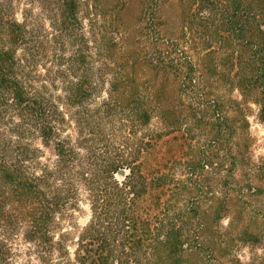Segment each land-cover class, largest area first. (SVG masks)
Returning a JSON list of instances; mask_svg holds the SVG:
<instances>
[{"label":"trees","instance_id":"trees-1","mask_svg":"<svg viewBox=\"0 0 264 264\" xmlns=\"http://www.w3.org/2000/svg\"><path fill=\"white\" fill-rule=\"evenodd\" d=\"M25 1L0 0V264L18 231L65 254L81 192L77 264H264V0Z\"/></svg>","mask_w":264,"mask_h":264},{"label":"rangeland","instance_id":"rangeland-1","mask_svg":"<svg viewBox=\"0 0 264 264\" xmlns=\"http://www.w3.org/2000/svg\"><path fill=\"white\" fill-rule=\"evenodd\" d=\"M25 4V0H13L12 2V6L14 8L13 11L15 12V18L17 21H21V10L26 7ZM44 24L46 26V22ZM83 32L86 33L85 22L83 24ZM20 54L21 52L18 51L16 54L17 58L20 57ZM36 73L42 75L44 71L38 66ZM106 79L108 80L109 77L107 76ZM36 86H38L37 82ZM107 88L108 86L105 84L101 95L96 98V104L106 98L105 90H107ZM55 94L58 95L61 93L60 91H57ZM250 108L251 113L249 114L248 121L250 124V132L254 138V143L251 149V157L254 161H257L261 157H264V123L257 119V108L255 105H250ZM66 129L68 134H71L73 137H75L76 133L74 124H70ZM27 142L31 147L41 150V162H45L46 158H52L51 150L42 146L38 136L35 135L33 137H28ZM125 175V171H119L115 176L116 179L121 181ZM79 199L78 206L69 210L68 219H64L61 222V227L67 234L63 240V245L66 248V250H64L66 251L65 254L53 252L48 263H45L41 260L34 244L26 242L23 238L22 232L18 231L15 236L6 242L9 252L5 256V261H3L1 264H77L74 259L75 242L79 232L88 223L90 214L88 204L85 201V193L81 192ZM226 223V221L223 222L224 225H226ZM61 230H58L56 235L60 234L62 232ZM262 253V249L259 247L249 249L246 246H243L238 251V256L243 264H254L253 260L255 261L259 257H262Z\"/></svg>","mask_w":264,"mask_h":264}]
</instances>
